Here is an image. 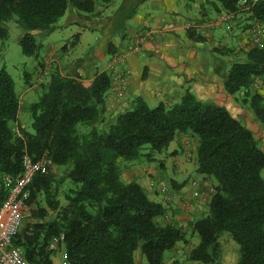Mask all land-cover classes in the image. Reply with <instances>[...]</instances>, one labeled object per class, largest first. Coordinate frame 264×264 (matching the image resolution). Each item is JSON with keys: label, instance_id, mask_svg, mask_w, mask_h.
I'll return each instance as SVG.
<instances>
[{"label": "trees", "instance_id": "obj_1", "mask_svg": "<svg viewBox=\"0 0 264 264\" xmlns=\"http://www.w3.org/2000/svg\"><path fill=\"white\" fill-rule=\"evenodd\" d=\"M244 1L239 6V0H221L227 11L264 21V0ZM71 9L92 14L95 1L0 0V41L15 22L24 30L23 54L38 58L42 44L33 32H54ZM187 35L202 39L195 28ZM79 37L74 35L72 46ZM245 54V61L231 65L225 90L231 96L241 93L242 103L264 126V96L252 88L264 78V48ZM82 78L78 71L51 72L40 84L39 99L28 107L32 131H27L19 122L15 81L0 68V205L8 195L4 178L21 172L25 152L48 163L29 186L30 216L13 239L26 261L54 264L56 251L49 244L64 234L65 264H138V254L147 264H166V253L186 241V232L166 222V206L151 200L140 183L122 179L127 166L122 164L140 157L154 162L179 135L189 134L198 142L196 172L214 181L206 215L192 224L199 239L189 259L222 264L220 238L228 232L239 246L235 264H264L263 140L224 106L188 90L178 101L156 106L137 96L125 110L109 114L112 73L99 72L90 84Z\"/></svg>", "mask_w": 264, "mask_h": 264}, {"label": "crops", "instance_id": "obj_2", "mask_svg": "<svg viewBox=\"0 0 264 264\" xmlns=\"http://www.w3.org/2000/svg\"><path fill=\"white\" fill-rule=\"evenodd\" d=\"M94 1L95 10L93 16L87 18V23L74 19L67 25L57 24V29L80 24L75 31L80 33V37L73 49L85 43L86 33L99 29L103 34L99 42L89 49V60L77 63L83 53L72 59L74 69L80 74L84 70L82 80L85 84H90L99 72L112 73L113 83L106 99L109 114L117 115L125 110L137 96L148 104L157 105L161 102H176L188 90L201 100L214 101L227 108L264 142V126L251 111L249 104L242 103V94L231 96L225 90L224 82L231 65L241 62L235 58L237 27L233 22L240 14H234L231 19L220 24L215 23L221 14L231 12L223 7L221 0H111L107 3L99 0L101 3L97 5V0ZM97 17L99 21H95ZM194 23L203 24V28H195L196 33L202 36L201 40L187 35ZM33 33L36 36L43 35L38 31ZM109 43L112 44L113 53L108 52ZM137 43L139 51L131 52L124 62L109 69L112 57L130 50ZM252 88L264 96V78L258 79ZM24 109L27 107H20L19 116ZM12 127L18 132L15 124ZM190 138L194 140L196 148L197 139L189 134H181L170 143L167 153L177 159L178 148L183 141L187 144ZM163 163L160 162L155 173L163 171L160 169ZM181 168L176 175L187 174L188 166L181 165ZM132 170V177L126 181L140 183L151 200L166 206L165 202L154 195L157 194L155 189L149 187L150 181L155 179L144 177V173L136 166ZM170 172L175 175L171 168ZM170 172L165 169V174ZM262 174L264 177V169ZM185 189L186 185L177 191ZM52 259L57 264L54 256ZM141 262L147 264L143 256Z\"/></svg>", "mask_w": 264, "mask_h": 264}, {"label": "rangeland", "instance_id": "obj_3", "mask_svg": "<svg viewBox=\"0 0 264 264\" xmlns=\"http://www.w3.org/2000/svg\"><path fill=\"white\" fill-rule=\"evenodd\" d=\"M100 3L101 1L97 0L96 5ZM92 14L83 12L78 13L77 10L74 11L71 9L65 14L66 16L58 21L57 24L67 25L74 19H80L82 22L87 23V19L85 18H91L93 16ZM99 20L100 19L97 17V20L95 21ZM233 22L237 27L235 30L237 32L235 35V48L237 49L235 52V58L237 61H244L245 52L243 51L241 44L245 40L243 34L250 24L247 22V17L243 13L237 18L235 17ZM76 26H80V24L59 27L50 34L42 33V36H36L37 41L42 44L38 58L27 57L23 54L21 37L24 30L15 22H9V35L5 40L0 41V68H5V70L12 76L16 84L17 93L20 97L21 106L27 107V109H24L19 116V122L27 131H32V118L28 107L39 99L41 94L40 84L46 82V77L54 70H59L63 74H71L77 71L73 68L72 58L77 54L83 53L80 61L77 63L89 60V49L93 48V46L99 42L98 40L103 37V34L99 29L94 30V32H88L85 34V43L73 49L74 46H72V43L74 41V35L77 34V32H75L77 29ZM61 52L63 55H61ZM84 76L85 72L83 70L81 71V77ZM149 105L156 106V104ZM182 145L178 148L177 159L172 158L166 150L161 154H157L156 160L152 163L140 157L137 159L138 161L122 164L123 166L127 165L122 171V179L124 181L132 177L131 171H133L132 167L134 166L138 167V170H141L144 173V177L146 176L149 179H155L151 181H154L156 186L149 187L154 188V192L157 193H154V195L159 197L161 201L165 202L167 208L166 222L176 224L186 232V241L178 243L173 250L166 253V263L170 264L174 260H177L178 264L193 263L189 259V256L191 250L198 243L199 238L196 234H192V224L196 219L206 215L208 203L212 196L209 189L212 187L214 188L213 179L205 178L203 175L196 172V166L194 165V163L196 164V148L194 140L190 138L187 144L186 141H183ZM140 162H142V164ZM160 162H164L163 166L161 165L160 168L163 171L155 173L154 171L157 169ZM181 165L188 166L187 174L176 175L177 171L182 170ZM165 167L169 169V172L170 168L173 169L175 175H172L171 172L165 174ZM54 171H56L57 174H62L61 170L54 168ZM135 174L139 175L137 173ZM140 176L141 175H139V177ZM177 180L181 183H185L187 189L184 191H177L175 186L181 185ZM193 181H199L201 184L199 188V192H201L200 197H193L192 188L190 187V184ZM160 184L167 186L166 192L163 193L159 190ZM220 242L222 250L221 263L235 264L239 258L238 244L231 238L228 232L221 236ZM62 252H64V245H61L54 255L57 264L59 262L64 264L63 258L61 259ZM136 259L138 264H142L141 255L138 254Z\"/></svg>", "mask_w": 264, "mask_h": 264}, {"label": "built area", "instance_id": "obj_4", "mask_svg": "<svg viewBox=\"0 0 264 264\" xmlns=\"http://www.w3.org/2000/svg\"><path fill=\"white\" fill-rule=\"evenodd\" d=\"M244 2V0H239L238 5L243 6ZM234 14L232 11L223 13L215 23L220 24L227 21ZM249 24L250 27L243 34L245 40L241 45L245 53L253 48H264V21H254ZM190 27L200 29L203 28V24L194 23ZM137 51H139L138 43L130 50L115 55L109 62V69H114L124 62L131 52ZM21 162L22 170L17 176H6L4 178V186L8 190V195L0 205V264H29L24 258L22 250L13 245V239L23 225V222L30 216V207L27 204L30 196L29 186L36 175L46 172L48 163L44 157L35 160L28 152L23 154ZM149 184L151 187L156 186L154 181H151ZM200 186L199 181L191 183L193 197H200ZM159 190L164 193L167 191V186L160 184ZM209 192L212 194L214 188H210ZM64 240V234L54 237L49 244V249L57 251Z\"/></svg>", "mask_w": 264, "mask_h": 264}]
</instances>
